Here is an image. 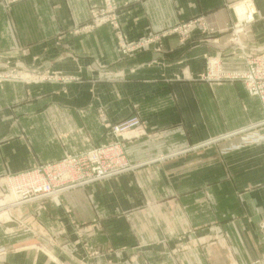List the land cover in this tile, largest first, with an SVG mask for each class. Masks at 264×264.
<instances>
[{
  "label": "crops",
  "instance_id": "0c3cea01",
  "mask_svg": "<svg viewBox=\"0 0 264 264\" xmlns=\"http://www.w3.org/2000/svg\"><path fill=\"white\" fill-rule=\"evenodd\" d=\"M229 1L117 0L123 29L130 35L166 30L197 17H204L220 30L214 35L194 30L186 40L177 34L169 36L166 53L158 55L161 57L159 64L146 63L131 73L129 69L136 63L135 59L125 58L118 51L110 25L90 32H76L90 20L91 8L102 5V0H0V63L8 57L19 66L50 67L82 77L73 84L75 90L71 87L61 96L59 105L50 102V91L46 88L39 97L41 100L36 97L25 108L18 107L14 115L4 108L26 95L23 82H7L0 88V174H17L37 164L57 160L67 151L77 153L91 148L103 139L97 118L98 106H103L110 118L117 121L130 113L133 102L139 103L143 116L150 122L152 135L131 140L125 148L130 160L140 166L106 182V186L138 174L143 176L145 170L150 172L149 167L154 165L160 173L158 178L179 175L181 180H188L180 182V187H172L171 191L159 190L157 186L139 189L142 226L139 238L144 244L139 250L140 258L154 260L155 264H169L163 240L169 239L174 244L182 231L213 224L212 211L204 216L197 211L202 187L196 185L194 176L198 174V184L204 185L212 183L214 178L227 179L226 164L235 173L236 186L229 189L227 184L222 185L216 193L223 196L219 211L221 224L217 226L222 229H214L221 234L214 236L211 244L207 237L202 239L209 244L201 257L206 260L205 264H264V258L253 262L264 255V240L257 222L259 215L264 214V110L261 101L249 94L241 80L210 81L199 75L206 71L205 57H220L223 62L220 67L226 71L245 68L244 58L233 54L229 44L226 28L235 18L233 10L227 6ZM252 2L255 19L247 32L241 34V41L246 51L262 54L264 0ZM214 38L218 43L213 42ZM151 56L155 54H141L140 61L149 62ZM97 60L108 66L107 78L97 70ZM182 67L187 78L180 80L176 74L181 73ZM102 81L109 84L107 94L103 95L94 85ZM88 86L96 90H88ZM29 89L28 97L33 99L31 86ZM32 92H37L36 86ZM22 127L27 130L26 135L21 133ZM98 187L101 189L100 184ZM87 189L80 187L65 192L64 199L73 203L65 206L72 207L81 218L82 214L85 217L87 209L92 211V218L96 215L95 209H103L115 234L131 235L125 216L127 214L130 221L138 217L137 213H132L136 207L133 193L125 191L127 196L122 197L114 189L112 192L102 188L105 192L94 199V208L85 199ZM214 189L209 188L212 196ZM236 190L242 192L237 204H244L252 218L246 217L244 212L242 217L227 219L229 214L234 212L232 215L238 216V213L224 196L236 195ZM161 193L166 198L162 203V197L158 196ZM151 201L157 204L153 206ZM29 206L21 208L31 211ZM2 215L0 264H77L69 261V255L61 247H52V251L44 248V251L22 245L33 238L37 242L36 237L24 236L9 216L5 219ZM28 221L32 222V217ZM211 227L213 225L204 233H213ZM223 232L230 233L229 239L222 235ZM127 237H120L119 242L135 244L136 241L130 242L132 238ZM93 242L101 241L93 239ZM127 251L123 258L132 256L133 251ZM190 251L194 254L190 253L189 264H195L199 251Z\"/></svg>",
  "mask_w": 264,
  "mask_h": 264
},
{
  "label": "rangeland",
  "instance_id": "374dc122",
  "mask_svg": "<svg viewBox=\"0 0 264 264\" xmlns=\"http://www.w3.org/2000/svg\"><path fill=\"white\" fill-rule=\"evenodd\" d=\"M251 3V2H250ZM227 6L231 8L234 12L235 18L228 24L226 30L228 31L230 38H229V44L230 48L238 58H244L245 60V68L237 69V70H230L226 71L223 70L221 67V72H217L215 68L211 65V59L206 60V71L203 72L200 75V78L203 80H222V79H228V80H241L244 82L249 94L250 91L248 89V85L244 79L235 78L232 77L231 74H235V72L241 71L246 72L245 70H249L251 68L250 62L248 59H246L245 55L242 53L244 49L241 47V34L240 32V44L236 42V32L242 26V29L240 30H248L254 21L255 18L251 19V21H243L242 25L240 23V20L237 16V14H241L242 12L246 11L250 6L246 5L245 0H231L228 2ZM254 6V5H253ZM108 8H110L109 11ZM240 8V9H239ZM239 9V10H238ZM254 9V7H253ZM248 11V10H247ZM104 14L111 15V19L108 21H104L99 23L98 18H100ZM110 25L112 27V31L114 33V36L117 41L118 45V51L121 53V55L125 58H133L136 62L131 66L129 71L131 73H134L138 68H142L143 66H146V63L148 64H159L161 57L158 55L165 54L166 53V38L169 36H172L174 34H177L181 37L182 40H186L190 33H192L194 30H202V32H206L210 35H214L220 32L219 29H216L213 25L209 24L204 17H197L192 18L187 21L180 22L176 24L175 26L166 29V30H160V31H150V32H144L141 34H134L130 35L126 30L123 29L121 19H120V6L117 2V0H111L110 5H107L106 0H102V5L100 6H94L91 8V18L88 22L83 24L80 28L76 30V32L79 31H85L90 32L93 29L102 26V25ZM235 34V35H234ZM238 35V34H237ZM214 43H218L215 40H218L217 38L212 39ZM244 44V43H243ZM246 46V45H245ZM146 52H150L151 54H155V56H151V61H140V55L144 54ZM251 53L254 58L258 56H263L262 54L257 53ZM219 57V55L217 56ZM220 59V60H219ZM220 63H223L221 58L219 57ZM98 65H96L98 68L97 70L101 71V75L104 78L108 77L109 71L108 66L106 64H102V62L96 61ZM228 75H231L228 76ZM180 80L182 78H187V74L185 71V68L182 67L181 73L176 74V78H179ZM81 76L76 75H70L62 70H57L53 68H41L38 66H19L16 65L14 62H12L8 57L7 60L2 64L0 63V88L3 87L7 82H23L26 90V95L24 97H21L19 100H14L13 102H9L7 106L4 108L5 111L11 112L12 115H14V111L20 108H25L29 101H34V99L37 97V100H41L42 98H39L42 95V91L47 88L48 91H50V102H53L54 104H60L59 101H61V96L66 94L67 91L71 90L72 88L75 90V86L73 84H77L78 81H81ZM93 85V84H90ZM95 87H98L97 92L100 94H107L108 91V82L102 81L99 83L94 84ZM118 85V84H117ZM31 86V95L33 96V99H30L29 96V87ZM34 86L37 87V92H32L34 90ZM72 87V88H71ZM93 88V86H88V90H96V88ZM253 95V94H251ZM254 96V95H253ZM259 98V97H258ZM261 101V100H260ZM134 103V102H133ZM131 104V111L130 113L121 118L120 120L114 121L110 118L108 115L106 109L103 106H98L97 109V118L100 124V127L103 131L102 137L100 141H98L96 144H94L91 148L81 150L77 153H70L67 151L63 157L57 159L62 160L65 157L67 158V155H74V154H81L85 152H89L95 148H98L100 146H108L110 144H119L123 155H125V161L128 164L129 169L117 173L105 178L97 179L93 182L85 183L82 185L74 186L70 185L69 188L63 190H56L59 194H48L47 196H44L39 199L32 200L31 198L26 200L25 202L21 203L17 206H11L10 201L7 197L10 195V184L6 181L7 176L13 175V174H0V188L2 189V192H0V215H2L5 219L6 216H9V220L13 221L16 226L19 228V232L22 233L24 236L28 237H36V241H34V238L31 241H24L22 242V245H29L31 248L37 250H44L46 248L47 250H51L52 247H61L65 251L66 254L69 255L70 260L74 261L77 264H155L154 260L149 259H141L140 254V248L144 245H142V242L140 241V232L142 230L141 226V220L139 217L140 213V204H141V196H140V188L143 187H151L155 189V186L159 190H172V187H180V182H185L188 180H181V176L176 175L175 178L171 177L168 179L158 178L157 174H160L157 167L154 165V167H149L150 172L145 170V173L143 176H140L139 174L136 175L135 178H124L120 181H115V183H109L111 187H107L106 182H111L113 178L136 170L137 167H139L140 163L132 162L130 158L127 156L128 152L126 150V143L134 140V139H140V138H147L151 137L152 131L151 125L148 119L143 116L139 103ZM262 104V102H261ZM263 107V104H262ZM264 110V107H263ZM83 113V112H82ZM85 116V114H84ZM262 123H264V119L262 120ZM21 133L23 135L27 134V130L22 127ZM59 138H63V136H59ZM257 139V138H256ZM251 140H255V138H252ZM7 142V141H6ZM64 149L65 143L63 142ZM88 159V161H86ZM83 159L84 163L83 168L87 169L89 168L88 173L95 171L96 166H89L93 164H98L97 161H94L96 159H92L91 157ZM52 160V161H57ZM93 160V161H92ZM102 162L109 163L110 157L108 155H104ZM48 161V162H52ZM48 162L40 163L38 165L46 164ZM69 162V161H68ZM72 162V161H70ZM81 164V161H79ZM68 164V163H67ZM79 163H74L72 166L77 167ZM103 165V163H102ZM225 165V177L228 176L226 179H213L212 183H208L207 185L204 184H198L200 181V177L198 174H196L194 177V181H197L196 185L199 187H202L200 190V194L197 198V211L199 214H202L204 216V213L207 215L209 214V211L211 212V216L214 219L212 232L213 233H204L206 228H210L212 226H202V227H192L188 230L182 231L175 239L174 244L170 242V240L166 239L163 240V244H165V250L166 256L169 257L168 263L172 264H189L190 262V253L194 254V251H190L191 249L197 250L198 258L194 260L195 264H205L206 260L201 257V253L204 254V248L206 244L213 243L216 236L221 234V232H216L214 229L218 228L220 231L222 228L217 227L220 226V203L222 201V197H219V194H216L220 191V186L226 185L230 189L233 185L236 186V178L234 177V172L231 170V168ZM27 171V170H25ZM156 171V172H155ZM171 174V173H170ZM175 174V173H174ZM152 175L153 177H151ZM180 178V179H179ZM210 181V180H207ZM67 181H61L55 183L54 188L59 189V187L63 184H65ZM106 183V184H105ZM157 183V185H156ZM98 184H100V187H98ZM72 186V187H71ZM80 187H87V195L85 199H87L90 206L96 205L94 202V199L97 198V196L102 193L104 194V190H110L114 189L116 194H122L125 195V191L127 193H133V196L135 198V209L132 213H137V218H130L129 216H125L127 218L130 229L132 231L131 235H128V237L125 234H115L114 229L111 227L112 223L109 221V217L107 218L106 212L103 211V209L96 210L95 209V217L92 218V211L86 210L85 211V217L82 214V218L77 215V212L72 207H66V204H73L70 200H66L63 197V194L69 190L80 188ZM96 190L94 191L93 189ZM213 187L214 192L213 196L211 192L209 191V188ZM251 187V186H250ZM227 187H225V190H228ZM113 192V191H112ZM160 193V192H159ZM163 194H158L159 197H162L163 200H160L161 203L166 200L162 196ZM112 196L114 194L112 193ZM119 197V198H122ZM151 197V196H150ZM225 198H229L230 204H233V209L236 210L238 213L237 215L229 214L230 217H223L227 218L229 220L236 219L238 217H242L243 213L245 212L246 217H250L249 211H247V207L245 208L244 204L240 205L237 204V198L240 200L242 198V192L239 190H236V195H226ZM221 198V201H220ZM76 199V198H75ZM155 200L154 198H152ZM128 200V199H126ZM66 201V202H65ZM70 201V203H68ZM119 201L123 204L124 200ZM116 202H118L116 200ZM152 202V203H151ZM148 202V204H154L156 205V201ZM240 202V201H239ZM87 204V203H86ZM33 205L31 208V211L27 210V208H21L25 206ZM50 205V207H49ZM63 209H59V208ZM218 207V209H217ZM244 207V208H243ZM21 208V209H20ZM95 208V207H94ZM23 209V211H21ZM239 209V210H238ZM25 210V211H24ZM125 213V212H124ZM124 213H120V215H124ZM32 217V222L28 221ZM50 222L46 223L44 221L45 219H49ZM258 230L261 235V237L264 240V214L259 215L258 218ZM46 223V224H45ZM36 225V227H35ZM198 235V237L195 238V235ZM228 232H223L222 235L229 239ZM132 236V237H131ZM194 236V237H193ZM215 236V237H214ZM120 237H127L131 239L130 242H135L132 246L130 244H124V242L120 243ZM208 238L211 240L209 243L202 241L204 238ZM100 240L101 242L95 243L93 242V239ZM211 238V239H210ZM128 239V241H129ZM28 240V239H27ZM118 240V241H117ZM140 241V242H139ZM26 246V247H27ZM28 247V248H30ZM156 248V247H155ZM154 248V249H155ZM127 250H132V256L129 258H123V254L126 252H129ZM46 251V250H44ZM196 252V251H195ZM114 258V259H113ZM203 258V259H202ZM264 258V255L258 256L253 260L254 263L259 262L261 259ZM167 262V260H166Z\"/></svg>",
  "mask_w": 264,
  "mask_h": 264
},
{
  "label": "built area",
  "instance_id": "2783aa9c",
  "mask_svg": "<svg viewBox=\"0 0 264 264\" xmlns=\"http://www.w3.org/2000/svg\"><path fill=\"white\" fill-rule=\"evenodd\" d=\"M106 2L109 6L111 0H106ZM109 9L110 8H108V10ZM253 18L254 15L249 16L247 19L243 18L242 20L250 22ZM110 19L111 15L104 14L98 18V22L101 23ZM243 21H240L241 25ZM240 29H242V27L237 30L236 35L234 34L236 36V42L239 44L241 43L239 33L242 31L243 33L247 32L246 30ZM240 45L245 51V44L241 43ZM244 51L242 53L245 55L246 59L249 60L251 68L245 70L246 72L238 71L231 75L235 78L244 79L248 85L250 93L259 97L264 107V55L254 58L249 51H246V53H244ZM218 64H220L218 59L211 62L213 68H217ZM231 75L228 76L231 77ZM105 154L111 159L109 163L102 162ZM89 157L96 159L94 161L98 160V164L89 165L96 166L95 171L91 172V174L90 172L88 173L89 168L84 169L82 164L84 163L83 159L85 160ZM125 160V155H123L119 144H110L108 146H100L79 155H67V158L65 157L62 160L48 162L46 164L35 166L27 171L9 175L6 178V181L10 184V194L15 195V198L10 201V205L17 206L30 198L35 200L47 196L50 193L59 194L58 192L67 187L69 188L70 185H73L74 187L121 173L129 169ZM79 161H81V164ZM86 161H88V159H86ZM76 162L79 163L77 167L72 166V164ZM61 181L67 182L61 185L59 189H55V183ZM56 190L60 191L56 192Z\"/></svg>",
  "mask_w": 264,
  "mask_h": 264
},
{
  "label": "bare ground",
  "instance_id": "6f19581e",
  "mask_svg": "<svg viewBox=\"0 0 264 264\" xmlns=\"http://www.w3.org/2000/svg\"><path fill=\"white\" fill-rule=\"evenodd\" d=\"M245 2H246V5H249L250 7L246 10V11H244V12H242L241 14H237V16H238V18L240 19V21H243L242 19L243 18H249V16H253L254 15V9H253V2H252V0H245ZM251 2V3H250ZM240 9V8H239ZM238 9V10H239ZM252 13H253V15H252ZM242 27V26H241ZM240 27V28H241ZM244 53H246V49H245V51H244ZM218 58H216V57H213V59H211V62L213 61V60H217ZM218 67H217V69H216V71L217 72H221V68H220V64H218L217 65ZM11 195V194H10ZM15 198V195L13 194V195H11V196H8L7 197V199L8 200H13ZM0 203H3V202H0Z\"/></svg>",
  "mask_w": 264,
  "mask_h": 264
}]
</instances>
